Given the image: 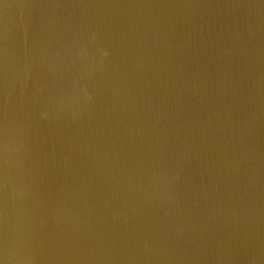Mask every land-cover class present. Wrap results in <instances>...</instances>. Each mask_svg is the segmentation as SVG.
Listing matches in <instances>:
<instances>
[{"label": "water", "instance_id": "95a60500", "mask_svg": "<svg viewBox=\"0 0 264 264\" xmlns=\"http://www.w3.org/2000/svg\"><path fill=\"white\" fill-rule=\"evenodd\" d=\"M0 264H264V0H0Z\"/></svg>", "mask_w": 264, "mask_h": 264}]
</instances>
